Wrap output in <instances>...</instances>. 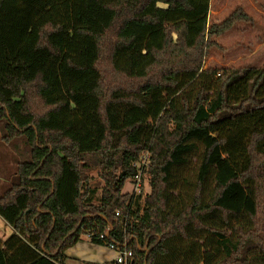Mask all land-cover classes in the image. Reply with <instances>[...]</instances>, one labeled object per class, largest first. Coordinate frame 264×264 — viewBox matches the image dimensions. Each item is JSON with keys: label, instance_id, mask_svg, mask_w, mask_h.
Instances as JSON below:
<instances>
[{"label": "trees", "instance_id": "obj_1", "mask_svg": "<svg viewBox=\"0 0 264 264\" xmlns=\"http://www.w3.org/2000/svg\"><path fill=\"white\" fill-rule=\"evenodd\" d=\"M208 2L0 0V140L18 157L0 264H63L82 235L128 264L264 254V67L201 70L256 24L237 6L207 25ZM198 146L181 202L174 172ZM143 152L149 193H122Z\"/></svg>", "mask_w": 264, "mask_h": 264}, {"label": "rangeland", "instance_id": "obj_2", "mask_svg": "<svg viewBox=\"0 0 264 264\" xmlns=\"http://www.w3.org/2000/svg\"><path fill=\"white\" fill-rule=\"evenodd\" d=\"M236 0H209L208 2V15H207V25L220 22L225 16H227L234 8L237 7L235 5ZM262 1V0H260ZM255 1H252V3ZM264 4V0H263ZM159 7H164L163 5H158ZM256 7H261L264 9L262 5ZM261 17H257L258 23L263 26L264 25V15H260ZM214 17H218V20H215ZM236 28L229 30L224 35L217 37L215 41L221 46V50L216 48H210L205 51L201 62V70L207 68H242V67H264V41L260 43V46H255V41H237L235 38L237 35L243 38V31L240 29L235 30ZM264 30V27H263ZM259 34L263 35L261 32ZM260 36V35H258ZM247 36H245L246 38ZM244 38V39H245ZM0 148L2 149V156L0 159L4 160L6 158V173L5 178L8 176V180L13 182L14 173L16 175V165L18 162V157L12 153L9 149H7L0 141ZM202 148L198 146L195 150L193 156L189 158L188 165L178 171L174 172V176L177 178L175 182V186L177 190L171 193V196L180 200L181 202H185L188 197V189L187 185L192 184L194 177L196 176L197 168L199 165V159L201 156ZM9 161V164H8ZM90 179V186L96 189V195L100 194L102 188V182L97 177V172L92 171L88 174ZM184 180L187 181L185 185ZM11 185V184H10ZM9 186L7 185L5 189ZM188 187V188H189ZM133 184L128 180L125 182L121 192L122 193H132L133 192ZM4 189V190H5ZM3 190V191H4ZM142 196L149 193V186L147 183L146 177H143L142 187L140 189ZM2 192H0L1 195ZM187 193V194H186ZM181 205V204H180ZM173 209H178L177 207ZM82 240L87 239L85 235L81 236ZM97 250V249H96ZM248 264H264V254H254Z\"/></svg>", "mask_w": 264, "mask_h": 264}, {"label": "crops", "instance_id": "obj_3", "mask_svg": "<svg viewBox=\"0 0 264 264\" xmlns=\"http://www.w3.org/2000/svg\"><path fill=\"white\" fill-rule=\"evenodd\" d=\"M252 1H255V4L254 2L252 3ZM235 5L242 7V9L254 19L256 24L253 28L243 23L237 24L235 30L240 29L241 31H243L244 36L242 39L239 35H237L235 38L237 39V41H255V46H260V43L264 40L262 39L263 35L259 33H264V25L261 26L258 23L257 17H261L260 15H264V9H262L261 7L257 8L256 5H262L264 7L263 0H236ZM214 19L218 20V17H214ZM245 36L247 37L245 38ZM2 152L3 151L0 148V156H2ZM6 165V158L4 160L0 159V192L2 193L6 190L5 188L7 185L10 187L16 181L15 173V179L13 180V182H10L8 180V176L5 178ZM11 232L12 230L10 229V227L0 218L1 239H6L11 234ZM63 255L65 258L63 264H115V252L113 250H110L106 247L93 245L88 241V239L82 240L81 237L72 247L68 248L63 253Z\"/></svg>", "mask_w": 264, "mask_h": 264}, {"label": "built area", "instance_id": "obj_4", "mask_svg": "<svg viewBox=\"0 0 264 264\" xmlns=\"http://www.w3.org/2000/svg\"><path fill=\"white\" fill-rule=\"evenodd\" d=\"M149 154L148 152H143L138 160L133 164L136 169V175L134 177V193H139L142 187L143 177H145V170L148 166ZM117 216L118 213H115ZM110 250L115 252L114 262L115 264H128L131 258V252L126 249H113L112 247H108Z\"/></svg>", "mask_w": 264, "mask_h": 264}, {"label": "water", "instance_id": "obj_5", "mask_svg": "<svg viewBox=\"0 0 264 264\" xmlns=\"http://www.w3.org/2000/svg\"><path fill=\"white\" fill-rule=\"evenodd\" d=\"M147 252H148V251L145 252V257H146V255H147Z\"/></svg>", "mask_w": 264, "mask_h": 264}]
</instances>
